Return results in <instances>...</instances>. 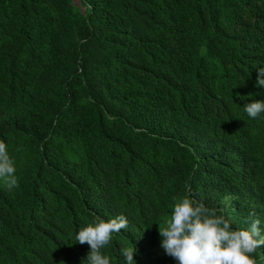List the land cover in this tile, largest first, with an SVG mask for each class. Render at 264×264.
<instances>
[{
	"label": "trees",
	"instance_id": "trees-1",
	"mask_svg": "<svg viewBox=\"0 0 264 264\" xmlns=\"http://www.w3.org/2000/svg\"><path fill=\"white\" fill-rule=\"evenodd\" d=\"M264 0H0V264H177L159 226L185 196L264 234ZM191 189L189 193L188 189ZM264 264V246L250 254Z\"/></svg>",
	"mask_w": 264,
	"mask_h": 264
},
{
	"label": "clouds",
	"instance_id": "clouds-1",
	"mask_svg": "<svg viewBox=\"0 0 264 264\" xmlns=\"http://www.w3.org/2000/svg\"><path fill=\"white\" fill-rule=\"evenodd\" d=\"M257 73L256 86L264 87V67L257 68ZM243 109L250 118L255 119L264 112V100L245 103ZM15 173L14 160L6 144L0 141V180L8 191L19 187ZM188 191L190 193L191 189ZM249 220V229H233L231 221L224 215H218L216 210L185 196L174 204L167 226H159L158 232L162 238L160 247L177 264H256L250 254L264 246V234L255 211L249 213ZM128 226L127 218L119 215L110 221L98 220L80 229L76 235L77 243L90 246L86 261L82 264H110L109 257L103 255L101 249L109 244L113 234L127 231ZM136 253L135 245L122 248L125 264H134Z\"/></svg>",
	"mask_w": 264,
	"mask_h": 264
}]
</instances>
